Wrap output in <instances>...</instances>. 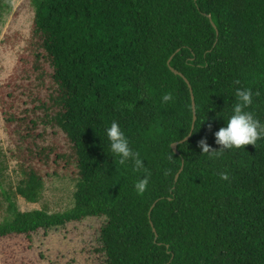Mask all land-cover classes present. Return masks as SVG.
<instances>
[{
    "label": "trees",
    "instance_id": "trees-1",
    "mask_svg": "<svg viewBox=\"0 0 264 264\" xmlns=\"http://www.w3.org/2000/svg\"><path fill=\"white\" fill-rule=\"evenodd\" d=\"M31 4L30 38L0 86L12 140L0 146V242L34 243L95 219L100 264H264V139L215 161L199 147L207 137L219 148L214 133L237 87L253 90L249 110L264 122V0ZM172 68L199 109L180 155L172 145L192 131L194 106ZM169 91L175 102L163 104ZM114 120L151 173L142 194L131 162L108 150L104 129ZM41 128L61 131L68 149L43 144ZM61 168L72 173L74 205L51 212L41 201Z\"/></svg>",
    "mask_w": 264,
    "mask_h": 264
},
{
    "label": "rangeland",
    "instance_id": "rangeland-1",
    "mask_svg": "<svg viewBox=\"0 0 264 264\" xmlns=\"http://www.w3.org/2000/svg\"><path fill=\"white\" fill-rule=\"evenodd\" d=\"M35 16L31 0H0V86L13 74L20 55L30 38ZM41 142L63 150L68 149L65 135L56 129H40ZM0 146L12 148L0 110ZM16 162L11 163V176L16 179ZM53 171V170H52ZM75 184L72 173L57 169L47 178L41 206L51 212H64L74 205ZM29 209L31 206H21ZM99 221L88 219L41 233L34 243L23 238L0 242V264H100L95 252Z\"/></svg>",
    "mask_w": 264,
    "mask_h": 264
},
{
    "label": "clouds",
    "instance_id": "clouds-1",
    "mask_svg": "<svg viewBox=\"0 0 264 264\" xmlns=\"http://www.w3.org/2000/svg\"><path fill=\"white\" fill-rule=\"evenodd\" d=\"M237 83L239 82L237 81ZM234 96L235 102L231 108V113L224 116L227 121L226 126L221 127L214 133L215 143L219 145V148H212L208 144L207 137L199 141V147L202 149L201 153L209 160L222 159L227 150L239 149L248 144L256 145L258 140L264 139V122H261L249 110L253 105V90L250 87H237ZM161 102L163 104L175 102L173 92L169 91L162 94ZM194 112L199 113V109L192 111L191 128ZM211 127L209 125L210 129ZM104 132L111 156L118 160L120 165L131 162L133 171L139 176L134 184V189L138 194L144 193L149 185L151 175L146 167L145 159L140 152L133 149L129 137L117 121H112L104 129ZM219 175L223 180L229 179L227 171H222Z\"/></svg>",
    "mask_w": 264,
    "mask_h": 264
},
{
    "label": "water",
    "instance_id": "water-1",
    "mask_svg": "<svg viewBox=\"0 0 264 264\" xmlns=\"http://www.w3.org/2000/svg\"><path fill=\"white\" fill-rule=\"evenodd\" d=\"M212 20V19H211ZM212 23L214 24V26L216 27V24L213 22V20H212ZM171 62V60L169 61V63ZM172 70L176 73V74H179V75H181L182 77H184L185 78V80L188 82V84L190 85V87H191V91H192V96H193V106H194V110L196 109V103H195V97H194V95H193V88H192V85H191V83H190V81L184 76V74H182L181 72H179L178 70H176L175 68H172ZM196 119H197V114H196V112H194V124H193V128H192V131L190 132V134L187 136V137H185L181 142H175V143H173V149H174V151H175V153L176 154H178V155H180V152H179V150H178V145H179V143H183V142H185V141H187V140H189V138L192 136V134H193V130H194V128H195V122H196ZM183 170V168L180 170V172L177 174V177H176V180H178V178H179V175H180V173H181V171ZM155 205V204H154ZM154 207V206H153ZM155 231H156V229H154ZM157 236V235H156Z\"/></svg>",
    "mask_w": 264,
    "mask_h": 264
}]
</instances>
